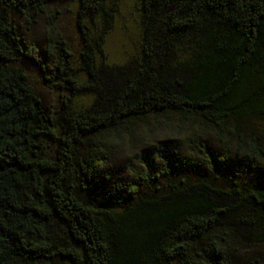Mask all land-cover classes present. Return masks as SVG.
I'll return each mask as SVG.
<instances>
[{"label": "trees", "instance_id": "16d2710c", "mask_svg": "<svg viewBox=\"0 0 264 264\" xmlns=\"http://www.w3.org/2000/svg\"><path fill=\"white\" fill-rule=\"evenodd\" d=\"M67 1L77 6L75 68L65 43L51 58L25 46L12 18ZM138 1L139 54L111 67L110 0H0V264H264V176L216 185L168 162L112 184L95 150L170 116L234 138L239 167L257 169L264 140L242 135L264 120V0ZM18 60L91 102L65 98L50 116Z\"/></svg>", "mask_w": 264, "mask_h": 264}, {"label": "rangeland", "instance_id": "374dc122", "mask_svg": "<svg viewBox=\"0 0 264 264\" xmlns=\"http://www.w3.org/2000/svg\"><path fill=\"white\" fill-rule=\"evenodd\" d=\"M115 9V21L105 45V63L116 67L127 64L140 51L141 27L138 0H110ZM77 6L74 1L50 4L45 15L20 16L12 14L14 24L25 46L35 45L42 54L58 56L66 45L75 68L79 59L81 40L75 26ZM51 40L48 42V40ZM53 66L50 59H45ZM15 66L28 77L30 85L40 96L48 114L55 117L63 106L65 98L71 97L72 107H86L91 102L87 94L71 96L68 91L49 88L43 84L38 71L28 62L18 60ZM244 139L261 136L264 140V120H250ZM241 134V133H240ZM238 142L228 135L218 138L214 131L196 121L194 124H180L173 117L147 118L138 122L132 136L119 135L107 145H99V155L105 160V168L111 171L112 184L132 181L137 169L144 172L155 168L168 169V162L177 164L178 173L190 181L207 179L216 185L244 180L246 184L263 181L264 160L252 172L239 167ZM224 153V155H222ZM223 157L228 161L219 163ZM102 159V160H103ZM255 166V165H254Z\"/></svg>", "mask_w": 264, "mask_h": 264}]
</instances>
